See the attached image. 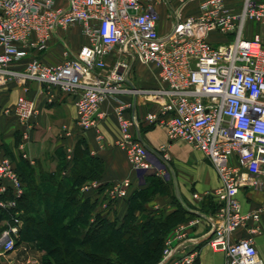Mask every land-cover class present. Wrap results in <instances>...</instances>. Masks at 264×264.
I'll use <instances>...</instances> for the list:
<instances>
[{
  "label": "built area",
  "instance_id": "2783aa9c",
  "mask_svg": "<svg viewBox=\"0 0 264 264\" xmlns=\"http://www.w3.org/2000/svg\"><path fill=\"white\" fill-rule=\"evenodd\" d=\"M194 2L197 11L183 17ZM239 3L236 8L227 0H0V88L17 82L27 91L26 82L34 81L45 87L48 101L53 91L73 94L75 124L83 131L96 126L104 115L100 106L109 97L143 95L158 103L145 121L162 125L169 140L201 151L217 173L219 185L207 193L217 205L208 244L225 253L226 264H264L251 237L234 236L264 210L262 203L244 211L237 197L245 186L261 187L264 177V44L258 34L243 35L247 21L264 22V0ZM157 4L170 17L163 32ZM73 26L84 38L76 52L57 34ZM52 43L64 45L62 61L47 63L32 54ZM135 61L155 67L161 85H128ZM129 105L120 102L114 108L115 144L133 169L145 173L153 166L136 136L137 120L126 114ZM5 111L25 125L27 138L34 100L21 94ZM97 186L91 181L81 191ZM129 187V179H122L111 184L108 196L125 197ZM0 195V208L7 210L22 195L1 144ZM21 214L14 212L0 234L3 252L15 248ZM187 224L177 225L165 238L158 264H198Z\"/></svg>",
  "mask_w": 264,
  "mask_h": 264
},
{
  "label": "crops",
  "instance_id": "0c3cea01",
  "mask_svg": "<svg viewBox=\"0 0 264 264\" xmlns=\"http://www.w3.org/2000/svg\"><path fill=\"white\" fill-rule=\"evenodd\" d=\"M227 2L235 5L232 0H227ZM157 8L159 29L163 32L169 27L170 17L163 4H157ZM196 11L197 7L194 2L183 11L182 16L185 17ZM255 34L260 36L264 44V23L247 21L243 31L244 37L252 38ZM80 37L83 38L81 35ZM67 45L71 51L76 52L82 44L77 48L72 44ZM63 49V44H50L45 51L32 54L44 62L58 63L63 59ZM126 83L140 88L161 85L155 67L137 61L134 62ZM25 86L26 96L34 100L36 107V113L29 121L31 127L27 138H23L22 134L25 125L21 124L12 113L5 111L13 105L16 97L23 93V86L12 82L0 88V144L3 155H7L16 170L23 163L31 169V177L37 182L49 176H58L67 180L73 174L78 173V169H84L74 164L81 150L86 159L94 161L99 171L98 177L87 180L78 187V198L81 201L87 200L93 205L90 221H93L97 215L109 220L122 219L129 208L128 196L146 187L147 175L157 176L169 190L168 175L171 178L175 195L170 191L156 194L144 202L143 212L158 210L168 213L174 211L179 203L184 209L185 218L174 228L179 224L195 221L187 224V237L198 250V264H226L225 253L214 250L208 244L217 205L213 197L207 193L212 192L219 185L217 173L201 151L189 144L169 140L162 125H151L145 121L147 112L158 110V103L149 102L143 95L122 94L109 97L100 106L104 115L98 119L96 126L83 131L75 124L76 111L73 94L53 91V100L48 101V96L40 89L39 83L28 81ZM120 102L130 104L126 109V114L135 117L138 122L136 136L147 148L148 160L153 166L148 172L142 173L133 169L125 152L115 144L119 136V128L114 108ZM97 135H101L100 141L96 139ZM84 170L88 171L89 168ZM125 178L130 181L127 195L111 200L108 196L111 184ZM91 181L98 183L97 188L81 191L82 185ZM261 181L263 183L261 187L246 191V197L242 192L244 189L239 190L237 197L242 210H254L264 203V177ZM22 183L25 190L26 184L23 181ZM194 194H197V197ZM139 213V210H135V214ZM22 227L23 220L16 239H20ZM171 233L170 230L168 235ZM234 236L251 237L258 256L264 263V210L261 211L258 221L237 229ZM16 250L26 253L29 258L33 251L41 264L43 251L38 249L33 241L21 240L12 252L1 255L12 258ZM5 261L10 262L9 264L13 262V260L0 259L1 264ZM27 262L30 263L28 259ZM36 262L38 263V260L33 259L32 263Z\"/></svg>",
  "mask_w": 264,
  "mask_h": 264
},
{
  "label": "trees",
  "instance_id": "16d2710c",
  "mask_svg": "<svg viewBox=\"0 0 264 264\" xmlns=\"http://www.w3.org/2000/svg\"><path fill=\"white\" fill-rule=\"evenodd\" d=\"M74 164L89 170L78 169L67 180L49 176L40 182L31 177L27 165L20 164L16 171L26 187L18 201L23 227L16 245L21 240L33 241L43 251L41 264H157L168 232L185 218L184 209L177 203L168 213L143 212V204L166 193L168 187L157 176L147 175L146 187L128 196L129 208L122 219L97 215L90 221L93 205L78 198V187L98 177L99 171L81 150ZM9 212L0 208V220L9 218Z\"/></svg>",
  "mask_w": 264,
  "mask_h": 264
},
{
  "label": "rangeland",
  "instance_id": "374dc122",
  "mask_svg": "<svg viewBox=\"0 0 264 264\" xmlns=\"http://www.w3.org/2000/svg\"><path fill=\"white\" fill-rule=\"evenodd\" d=\"M232 2H235L234 4H235L236 8L239 7V5H240L239 0H232ZM255 22H257V21H255ZM257 23L262 24L264 22H257ZM57 34L62 38V41H64L66 44H72V46H74L75 48L79 47L80 44H82L84 42L83 38L80 37V30H79V28L77 26L68 27L66 29H60V30H58ZM52 44H62V43H52ZM39 85H40V89L41 90L45 89L44 86H42L41 84H39ZM22 89H23V93L22 94H26V91L24 90V87H22ZM149 102H151V101H149ZM195 151H197V150H195ZM197 152H199V151H197ZM4 155H5L4 157L8 158L6 154H4ZM14 169H15V173L17 174V176L19 178V175H18L15 167H14ZM167 178H168L167 179L168 182L167 181L166 182L169 185V190L168 191L172 192V194L175 195L174 187H173L171 178L168 175H167ZM19 181H20V185H21V189H22V194H23V192H24V186H23V183H22V181H21L20 178H19ZM242 189H244V190H242V192L245 194V197H246L247 196L246 195L247 194L246 193L247 190L257 189V187H254V186L251 185V186H245ZM21 197H22V195L18 199H16L15 208L10 209V212H9L10 213V216L14 212H22L23 213V209L21 207H19V205H18V201L20 200ZM7 211H9V210H7ZM9 220H10V217L9 218L8 217H4L3 219L0 220V228H1L2 231L8 227V223H9L8 221ZM56 234H58V232H56ZM17 240H19V238L15 240V246H16V241ZM13 250H11L9 252H3L1 250V248H0V259H2V260L3 259L4 260H7L8 259L9 261H12L13 260V262L11 264H39V259H38V257L36 256V254L33 251L30 253V258H29V255H27L26 253H24V252H22L20 250H16V253H14V255H12L13 256L12 258L11 257H8V256L1 255V254L10 253ZM54 258H56V256L55 257H52V259H54ZM27 259L29 260L30 263L27 262ZM33 259H37L38 260V263L37 262L36 263H32ZM40 262H41V259H40ZM9 263H7L5 261L4 264H9Z\"/></svg>",
  "mask_w": 264,
  "mask_h": 264
},
{
  "label": "water",
  "instance_id": "95a60500",
  "mask_svg": "<svg viewBox=\"0 0 264 264\" xmlns=\"http://www.w3.org/2000/svg\"><path fill=\"white\" fill-rule=\"evenodd\" d=\"M176 188V187H175ZM3 242V238L0 237V248H1V244Z\"/></svg>",
  "mask_w": 264,
  "mask_h": 264
}]
</instances>
